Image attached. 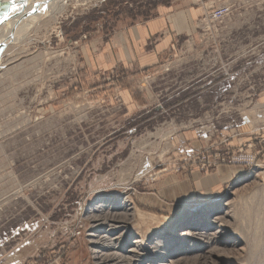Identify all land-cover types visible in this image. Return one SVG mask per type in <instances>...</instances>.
<instances>
[{"label": "rangeland", "instance_id": "374dc122", "mask_svg": "<svg viewBox=\"0 0 264 264\" xmlns=\"http://www.w3.org/2000/svg\"><path fill=\"white\" fill-rule=\"evenodd\" d=\"M190 2L203 16L158 64L112 68L116 38ZM61 10L0 54V264H97L108 250L92 243V216L118 218L122 202L136 214L126 231L96 234L121 233L124 256L141 242L123 264H264V0ZM224 167L239 173L220 196L177 201L194 174ZM190 225L196 237L171 240Z\"/></svg>", "mask_w": 264, "mask_h": 264}, {"label": "crops", "instance_id": "0c3cea01", "mask_svg": "<svg viewBox=\"0 0 264 264\" xmlns=\"http://www.w3.org/2000/svg\"><path fill=\"white\" fill-rule=\"evenodd\" d=\"M203 14L204 11L193 6L192 2L160 9L156 19L138 25L116 38L112 68L118 64L130 66L137 63L143 68L158 64L172 47L176 37L190 35L195 21ZM238 173V169L224 167L221 171L206 176L194 174L189 189L181 192L176 187L178 191L174 192V196L178 202L189 206L209 201L220 196L226 183L231 182Z\"/></svg>", "mask_w": 264, "mask_h": 264}, {"label": "bare ground", "instance_id": "6f19581e", "mask_svg": "<svg viewBox=\"0 0 264 264\" xmlns=\"http://www.w3.org/2000/svg\"><path fill=\"white\" fill-rule=\"evenodd\" d=\"M65 4L66 0H0V54L10 46L16 45L21 40V36H24L25 32H27L30 28L36 25L38 26V24L40 25V22H42L48 16L60 12ZM118 207L122 208L123 210V213L119 214L118 218L113 217L112 220L101 221L96 216H92V222L94 224L93 227L95 230L90 234V237L96 238L92 239V243L97 247H105L106 251L108 250L107 253L103 250H95L97 264H123L124 261L126 263L131 260V256L139 255V253L144 255L145 250L141 247V242L139 240H134L131 242L132 246L130 249H128L129 256H124L122 253H119L122 251H118L121 250L123 245H121L120 242L116 243L115 241L116 239L119 240L122 238L123 235L121 233L117 234L118 237L115 238H113L114 234H112V230H108L107 234L100 238L96 234L101 230H105L106 227H116L114 224H110V222L115 223L117 221L115 224H121L118 228H123V224L127 225V222L131 221L136 216L134 209L130 207V205L126 204V202H122L118 205ZM211 212H213V209L207 212V216L204 218V220H208V216ZM195 218L199 219V216H193L188 223L190 224V222L194 221ZM220 219L222 220V218ZM223 223L225 224L226 221ZM123 229L125 230H122V232L126 231V228ZM190 229L191 225L189 228H187V230L181 231L179 233H171L169 237L172 241L180 245L179 239H181L182 234H190L191 232L188 231ZM217 233H219V231ZM196 235L198 234L194 233L191 236L196 237ZM161 239V237H156L153 239V241L156 243L162 242ZM163 239L165 240L168 238L164 237ZM160 264H166V261L160 260Z\"/></svg>", "mask_w": 264, "mask_h": 264}, {"label": "built area", "instance_id": "2783aa9c", "mask_svg": "<svg viewBox=\"0 0 264 264\" xmlns=\"http://www.w3.org/2000/svg\"><path fill=\"white\" fill-rule=\"evenodd\" d=\"M230 13V8L228 6L220 7L216 9L211 15L210 19L213 21H221L225 17H227Z\"/></svg>", "mask_w": 264, "mask_h": 264}]
</instances>
